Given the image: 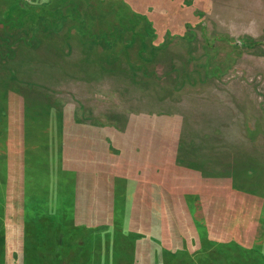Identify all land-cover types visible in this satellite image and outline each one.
Masks as SVG:
<instances>
[{
    "label": "rangeland",
    "instance_id": "rangeland-1",
    "mask_svg": "<svg viewBox=\"0 0 264 264\" xmlns=\"http://www.w3.org/2000/svg\"><path fill=\"white\" fill-rule=\"evenodd\" d=\"M0 264H264V0H0Z\"/></svg>",
    "mask_w": 264,
    "mask_h": 264
}]
</instances>
